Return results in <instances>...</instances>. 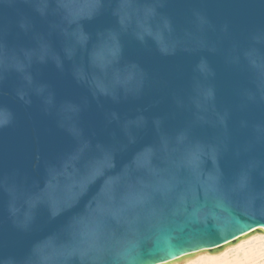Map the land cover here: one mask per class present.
Instances as JSON below:
<instances>
[{
	"label": "water",
	"instance_id": "water-1",
	"mask_svg": "<svg viewBox=\"0 0 264 264\" xmlns=\"http://www.w3.org/2000/svg\"><path fill=\"white\" fill-rule=\"evenodd\" d=\"M263 228L264 0H0V264Z\"/></svg>",
	"mask_w": 264,
	"mask_h": 264
},
{
	"label": "bare ground",
	"instance_id": "bare-ground-1",
	"mask_svg": "<svg viewBox=\"0 0 264 264\" xmlns=\"http://www.w3.org/2000/svg\"><path fill=\"white\" fill-rule=\"evenodd\" d=\"M253 242H264V228L263 232H255L251 235L244 236L236 244L226 245L225 248L218 253L202 251L192 257L184 258L181 261L168 262L166 264H262L261 259L264 257L263 252V254L261 253L259 255L258 253L249 251L247 253L243 252L242 255H237V257H235V255L233 259L230 257L234 252L243 250Z\"/></svg>",
	"mask_w": 264,
	"mask_h": 264
},
{
	"label": "rangeland",
	"instance_id": "rangeland-1",
	"mask_svg": "<svg viewBox=\"0 0 264 264\" xmlns=\"http://www.w3.org/2000/svg\"><path fill=\"white\" fill-rule=\"evenodd\" d=\"M263 245H264V242H255V243L253 242L249 246H246L243 250H240L239 252H234L230 257L233 259V258L237 257V255L239 256V255H242L243 252L247 253L249 251H252L254 253H258L260 255L262 252L264 253ZM261 263L264 264V257L261 259Z\"/></svg>",
	"mask_w": 264,
	"mask_h": 264
}]
</instances>
